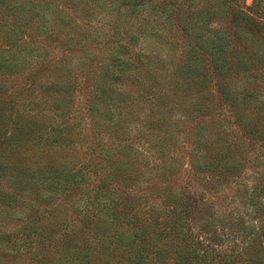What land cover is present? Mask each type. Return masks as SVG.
I'll return each mask as SVG.
<instances>
[{"label": "trees", "instance_id": "16d2710c", "mask_svg": "<svg viewBox=\"0 0 264 264\" xmlns=\"http://www.w3.org/2000/svg\"><path fill=\"white\" fill-rule=\"evenodd\" d=\"M72 1L60 0L65 8L77 9ZM80 1L85 6L79 12L82 17L97 6L96 0ZM151 2L150 9L158 13L150 22L153 42L169 49L181 43L173 78L199 87L200 95L205 94L201 85L207 81L227 93L241 84L237 93L241 97L228 104L237 107L230 110L232 121L216 115L203 120L202 103L188 104L199 116L189 134L194 142L185 153L188 180L162 190L157 203L144 211L129 196L109 190L112 164L100 173L93 170L96 159L102 162L95 136L92 161L86 164L93 176L72 170L63 187L65 198L56 208L36 210L12 231L0 229V264L23 260L25 254V264H264V169L260 170L264 164V48L258 45H264V0L243 5L251 12L243 10L239 0ZM57 4V0H0L1 78L15 72L14 67L26 65L33 52L42 72L49 67L50 72H58L59 63L49 64L45 50L40 53L26 46L35 45L38 37L48 41L55 28L45 22V16ZM100 5L106 8L105 2ZM66 41L75 46L74 39ZM120 68L125 72L126 68ZM34 74L27 75L25 87L34 81ZM213 78L217 80L211 82ZM177 92L171 89L172 94ZM166 98L165 93L159 96L158 105L165 106ZM245 103L256 105L252 116L239 109ZM14 128L0 145V159L11 166L24 160L25 146L31 144L21 143V125ZM66 137L60 133L59 142L47 150L59 148ZM245 138L259 141L262 150L252 161L247 159ZM181 159H166L156 169L173 171ZM248 165L254 169L249 186L244 179ZM21 168L14 170L15 175L26 176ZM208 193H217L221 202L215 205ZM67 207L75 208V216L61 211Z\"/></svg>", "mask_w": 264, "mask_h": 264}, {"label": "rangeland", "instance_id": "374dc122", "mask_svg": "<svg viewBox=\"0 0 264 264\" xmlns=\"http://www.w3.org/2000/svg\"><path fill=\"white\" fill-rule=\"evenodd\" d=\"M96 1L93 12L82 17L84 1L73 0L77 9H66L57 0L52 14L45 16V22L55 28L48 41L38 37L35 45L26 44L36 47V52L45 50L49 64L59 63L57 73L50 72L52 67L45 72L37 68L39 60L33 52L26 65L0 77V145L19 125L21 143H31L25 146L23 161L11 166L0 159V229L12 231L36 210L56 208L65 198L63 187L72 170L87 171L92 177L86 164L92 161L90 148L95 145V136L102 162L96 159L93 170L100 173L112 164L109 190L116 196H129L139 211L146 210L157 203L162 190L188 180L185 153L194 142L189 134L199 119L198 112L188 104L202 103L203 120L216 115L232 121L230 110H237L228 104L241 97L237 95L241 93L240 83L227 93L207 81L201 85L205 91L202 96L199 87L187 86L181 78L171 76L181 43L169 49L168 45L153 42L150 22L158 13L150 9L152 0ZM102 1L106 8L100 5ZM239 1L243 10L251 12L243 5L250 6L252 0ZM47 29L51 32L50 27ZM71 38L74 47L67 45L66 40ZM258 45L264 48L262 42ZM120 67L126 68L125 72L121 73ZM28 74H34V81L25 87ZM171 89L178 90V95ZM164 93L165 106H159L158 97ZM255 108L254 103L239 107L247 117L255 113ZM60 133L69 139L48 151L59 142ZM245 148L250 161L262 152L259 141L247 138ZM29 152H33L30 157ZM31 154L36 157L31 158ZM178 157L183 158L172 167L173 171L156 169L166 164V159ZM20 166L26 176L15 175L14 170ZM260 167L264 169V164ZM251 170L248 165L244 173L248 186L253 183ZM155 172L160 178H155ZM208 195L213 196L215 205L221 202L217 193ZM61 211H67V216L76 214L73 207ZM27 259L25 254L23 260L12 264H25Z\"/></svg>", "mask_w": 264, "mask_h": 264}]
</instances>
